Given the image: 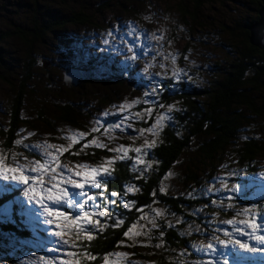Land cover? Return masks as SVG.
<instances>
[{
    "label": "rangeland",
    "instance_id": "374dc122",
    "mask_svg": "<svg viewBox=\"0 0 264 264\" xmlns=\"http://www.w3.org/2000/svg\"><path fill=\"white\" fill-rule=\"evenodd\" d=\"M201 1L202 7L195 9L200 20L193 21L181 17L178 10L180 0H0V170L9 177L13 174L28 177L27 184L0 177V193L8 187L19 191L5 205L9 209L13 206L12 214L0 210V219L15 220L17 210L29 232L27 237L11 236L10 240L6 234L0 254L16 257V264H44V260L51 264H62L65 260H70L71 264H85L86 250L81 242L89 236L91 227L100 228L98 222L106 217L98 215L105 212V200L101 198V194H105V173L95 177L101 184L99 189L88 184L83 190L75 189L67 184V179L71 177L83 182V174L95 169L109 170L122 149L139 148L138 143L146 144L157 133L156 128L147 124L150 114L147 110H140L145 107L146 98L152 93L150 90L168 79L179 80L188 69L193 80L205 82L208 76L215 79L219 70L226 68L241 49V27L259 16L250 0ZM79 10L94 13L98 18L94 20L95 24H69L36 41L33 54L38 64L27 86L24 123L18 130L14 145L6 150L3 132L10 125L13 93L9 82L18 80L29 51L26 42L8 33L17 27L33 28L37 15L51 21ZM85 62L101 66L91 67ZM73 65L91 69L95 75L80 79L76 86L65 87L64 73ZM174 72L179 76L174 77ZM70 101H75L84 110L78 123L63 121L61 107ZM160 113L157 120L163 116L166 119L167 113ZM116 117L118 120L114 122ZM111 119L113 123L108 128L105 123ZM52 145L55 147H47ZM145 152L141 150L137 156L138 159L145 158L142 165L148 170L152 161L144 157ZM195 160L194 154L185 155L178 163L176 175L196 171L207 186L198 190L199 185L195 181L186 185L175 176L170 179L171 187L177 190V194L200 191L202 196L212 197V207L200 221L181 217L174 220L183 227L182 233L189 240L186 249L176 252V256L181 258L175 264H200L209 259H215L217 264H223L224 259L228 264H264V245L240 235L236 227L228 223H264V158L256 161L257 172L252 175H243L245 169L235 159L221 157L218 167L210 165L211 171L205 164L196 167ZM38 165L46 167L33 171ZM11 169H16V172L9 171ZM212 170L213 174H210ZM76 172H81L82 176H76ZM42 187L44 191H41ZM29 188L36 190L31 202L25 195ZM61 189L72 194L71 198L77 204L87 199L76 195L81 191L95 195L96 202L89 201L82 209L63 204L53 210L63 212L64 216L53 217V225L46 224L48 217L37 201L43 199L51 206L47 195H61ZM85 211L90 213V225L83 220ZM77 215L79 220H76ZM253 215L255 221L252 220ZM65 217L71 219L65 220ZM143 226L139 228V235L133 237L140 247H145V239L148 238L147 235L143 237L142 230L145 233L151 231L150 223ZM61 229L64 230L62 236L57 238L53 232ZM257 234L264 235V231ZM58 239L66 240L67 245L58 244ZM218 239H239L260 250L248 253L238 247L223 248L217 243ZM209 243L218 249L214 257L197 251ZM157 245L160 251L162 243ZM132 247V244L124 243L109 255L108 264H151ZM54 248L57 250L53 251ZM143 252L140 249V253ZM117 253L124 255L117 256ZM0 264L6 263L0 258Z\"/></svg>",
    "mask_w": 264,
    "mask_h": 264
},
{
    "label": "trees",
    "instance_id": "16d2710c",
    "mask_svg": "<svg viewBox=\"0 0 264 264\" xmlns=\"http://www.w3.org/2000/svg\"><path fill=\"white\" fill-rule=\"evenodd\" d=\"M250 1L257 10L260 9V0ZM201 2L189 0L187 3V0H180L178 10L181 17L200 20L195 9L202 7ZM258 18L257 15L252 22ZM97 19L94 13L83 10L51 21H45L41 15H37L33 28L17 27L15 31L8 33L9 36H17L26 42L29 51L18 80L9 82L13 93L9 110L10 125L3 132L6 150L14 145L18 130L24 123L27 86L38 64V59L33 54L36 41L69 24L93 25ZM248 25L249 23L241 27L242 47L236 53V58L222 71L219 70L215 79L208 76L205 82L193 80L188 69L179 80L168 79L158 87L161 89L156 96L158 103H153L150 99L152 93L146 98L147 103L140 110H147L150 114L147 124L150 128H156L157 133L146 144L138 143L137 147L146 151L144 157L152 161L151 169L146 170V166L142 165V159L145 158L138 159L136 152L128 151L122 152L108 173L104 174L103 205L107 215L98 222L100 228L91 227L89 236L92 239L89 240L88 236L81 242L86 250L85 264H104L105 256L109 257L124 243L132 244L133 250L151 264H175L181 258L176 256V252L186 249L189 240L182 233L183 227L174 220L178 217L195 222L202 220V217L211 212L213 200L212 197L202 196L200 191L177 194V190L172 189L170 179L175 176L186 185L195 181L199 185L198 190L207 186L196 171L176 175L178 163L188 153L194 154L196 167L201 164H205L206 168H210V165L218 167L220 158L225 157L235 159L237 164L243 165V175L257 172L256 161L264 158V49L251 44ZM88 63L85 62L91 67L101 66ZM77 67L82 73L92 71ZM92 75H95L94 71L91 72ZM117 80L124 83L120 78ZM160 111H165L167 117L157 123ZM61 113L63 121L78 123L84 110L75 101H70L63 103ZM105 125L109 128L107 121ZM92 147L95 149V146ZM219 171L220 169L216 173ZM210 174H213V170ZM113 191L117 193L115 197L111 196ZM18 192L17 188H5L0 193V204L6 205ZM16 212L17 210L14 213L15 220L0 219V247L4 244L6 234H9L10 240L11 236L24 238L29 233ZM153 222L155 225H152ZM145 223L151 224V231L145 233L142 230L143 237L147 235L148 238L145 239V247H140L133 237ZM136 229L138 232H135ZM126 232L130 234L125 236ZM159 242L162 243L160 251L157 250ZM140 249L144 252L140 253ZM155 256L158 258L155 259ZM0 258L6 264H16L17 261L16 257L7 253L0 254Z\"/></svg>",
    "mask_w": 264,
    "mask_h": 264
},
{
    "label": "snow or ice",
    "instance_id": "6c2138e0",
    "mask_svg": "<svg viewBox=\"0 0 264 264\" xmlns=\"http://www.w3.org/2000/svg\"><path fill=\"white\" fill-rule=\"evenodd\" d=\"M109 36L112 35L111 32L108 33ZM105 44L108 43L107 40L104 41ZM129 51H132V49L130 48ZM133 59H135V57H133ZM145 71H147V69H145ZM174 77H178L179 73L178 72H174L173 73ZM173 90H176L175 88H173ZM161 91V89H153L152 90V94L150 99L152 100L153 103H158V100L156 99L157 94ZM150 111V110H149ZM163 119V117L158 118L157 123H159V121ZM149 131H152V129H149ZM82 135V134H79ZM74 139V138H73ZM88 145L85 144V147H87ZM47 147H55L54 145L52 146H47ZM100 147H104L103 145H100ZM148 147L150 148L151 145H148ZM128 151H134L137 154L141 153V149L140 148H135V149H122L123 153H127ZM141 161H137V163H140ZM109 163H111V161H109ZM46 167V165H38L37 168L33 169V171H38L40 168ZM81 167H87V165H82ZM13 173L16 172V169H11L9 170ZM108 169L104 168V169H95L93 170L91 173H86L83 174V182H78L76 179H72L71 177H69L67 179V184L71 185L72 188L75 189H81L83 190L85 188V184H88L90 187L92 188H96L99 189L101 187L100 182L95 179V177L97 175H99L101 172L103 173H108ZM76 176H82L81 172H76L75 173ZM0 177H2L3 179L7 180V179H11L13 181H19L22 183L27 184L28 183V177L25 175H11L10 177L8 175H5L4 172L2 170H0ZM89 177H92V179H89ZM53 180H55V176L52 177ZM225 187H227V185H225ZM41 191H44V189L42 188ZM25 195L29 197V201L31 202L35 195H36V190L35 188H29L28 191L25 192ZM71 195L67 190L61 189V195L58 196H53L51 194L47 195V200L49 202H51V206H49L48 204H46L44 202L43 199L37 201L40 204V207L43 209L44 214L48 217V219L45 220L46 224L49 225H53L54 224V220L52 219L53 217H58V216H64L63 212H59V211H54V208H59L61 207L63 204H67L70 207H77V208H84L85 205H87L89 203V201L92 202H96V196L95 195H90L87 191H81L79 193H77V196H84L87 197V199L84 200V202L82 204H77L75 199L71 198ZM117 195V193L115 191H113L111 193L112 197H115ZM101 198H103L102 194H101ZM112 203H114V201H112ZM96 207H99V204H96ZM0 210H3L6 212V214L11 215L13 212V206L11 207V209L6 208L4 204H0ZM246 214H247V210H246ZM99 217H104L105 215H107L106 212H99ZM83 216V220L87 222V224H92V220L89 218L90 217V213L85 211L82 213ZM71 219L70 217H65V220H69ZM80 216L77 215L76 220H79ZM255 216H252V220L255 221ZM76 220H73V223H76ZM98 222V221H97ZM122 221H118V223H121ZM229 224H232L236 227V231L239 232L240 235H246L249 237L250 240H255L256 244L258 245H264V235H258V231H264V223H256V222H246V221H241L239 222V224L237 225L235 222L233 221H229ZM58 227V225H57ZM90 230V229H89ZM64 230H54L53 234L57 237L60 238L62 236V232ZM130 233L126 232L125 236H128ZM137 235H139V233H136ZM225 235L228 236L229 233L227 231H225ZM89 240L92 239L91 236L88 237ZM57 243H63L64 245H67V241L66 240H57ZM217 243L220 245V247L223 248H228L231 247L233 249H236L237 247L245 252L248 253H257L260 249L255 247V246H249V243L246 242H241L239 239H227V240H217ZM53 251H56L57 249H52ZM197 251H201L203 252L205 255L208 256H215V254L218 252V249L216 247L215 244L213 243H209L206 245L205 248H201V249H197ZM71 255V253L69 254ZM117 256H123V253H117ZM41 259L43 260V257H41ZM105 264H108V257L105 256ZM44 264H51L50 261L48 260H44ZM62 264H71L70 260H65L62 262ZM200 264H217V261L215 259H209L207 261H202L200 262ZM223 264H228V261L226 259L223 260Z\"/></svg>",
    "mask_w": 264,
    "mask_h": 264
},
{
    "label": "water",
    "instance_id": "95a60500",
    "mask_svg": "<svg viewBox=\"0 0 264 264\" xmlns=\"http://www.w3.org/2000/svg\"><path fill=\"white\" fill-rule=\"evenodd\" d=\"M261 1V7L258 10L259 18L248 25V30L250 32L249 39L251 44L257 46L259 48L264 49V0ZM91 76V71H85L84 73L81 72V69L78 67H70L64 73V84L66 86H76L79 83L80 79H85ZM111 119L108 120L107 124L110 127L113 123ZM118 118H114V122H117Z\"/></svg>",
    "mask_w": 264,
    "mask_h": 264
},
{
    "label": "bare ground",
    "instance_id": "6f19581e",
    "mask_svg": "<svg viewBox=\"0 0 264 264\" xmlns=\"http://www.w3.org/2000/svg\"><path fill=\"white\" fill-rule=\"evenodd\" d=\"M43 188V187H42Z\"/></svg>",
    "mask_w": 264,
    "mask_h": 264
}]
</instances>
